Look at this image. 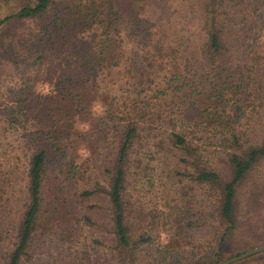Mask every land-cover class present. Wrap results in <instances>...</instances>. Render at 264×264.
Returning <instances> with one entry per match:
<instances>
[{"label":"trees","instance_id":"16d2710c","mask_svg":"<svg viewBox=\"0 0 264 264\" xmlns=\"http://www.w3.org/2000/svg\"><path fill=\"white\" fill-rule=\"evenodd\" d=\"M180 1L18 0L0 15V154L10 139L23 156L26 197L1 214L0 172V264H35L36 239L54 264H216L224 243L264 244V0H189L198 20L174 46L151 15ZM95 198L100 222L75 211ZM242 215L256 218L241 232Z\"/></svg>","mask_w":264,"mask_h":264},{"label":"rangeland","instance_id":"374dc122","mask_svg":"<svg viewBox=\"0 0 264 264\" xmlns=\"http://www.w3.org/2000/svg\"><path fill=\"white\" fill-rule=\"evenodd\" d=\"M181 5L179 6V2L175 5H170L169 8L166 7V4H160L157 2L155 10L158 13L157 15H151V18H157L160 23L164 24L163 29L166 31V33H170L169 34H165V40L171 39V41L173 40L174 46L177 43V36L181 35L183 32H191L194 30L195 24L198 20V15H199V10L196 6H193L192 8H190L188 6L189 4V0H184V1H180ZM18 4V0H0V15H2L3 13H6L7 11H10L12 8H15ZM146 8V13L150 12V10L153 9L152 5L150 6L147 5ZM171 11L170 15L167 14L168 11ZM157 20V21H158ZM172 25V26H170ZM177 25V27H176ZM170 26V27H169ZM176 27V28H175ZM176 29V30H175ZM176 31V32H175ZM122 32V30L120 31ZM123 40L125 39V31H123ZM167 38V39H166ZM192 39V41H194V38H190ZM123 49L126 47V49L129 48L130 43L128 41H126V43H123ZM10 71V70H9ZM1 76L0 78L2 79L3 77L5 78L4 72H1ZM12 77L17 75H14V72H12ZM11 77V78H12ZM9 77H6V79H8ZM15 78V79H16ZM10 79V81H7L6 85H10L12 80ZM41 85V84H40ZM40 90L43 91L45 90V85H41L39 86ZM6 88L3 87V85H0V106L3 105L4 101H6L4 99V96L7 95L6 92ZM243 122H245V118L242 119ZM252 124V122H251ZM8 132H11L8 131ZM209 136V134H208ZM5 139V138H4ZM4 142V141H2ZM6 147H4L5 149H7V154L5 156H2L0 154V172L2 173V175H4L6 177V185L7 187V194H6V199L7 202L5 204V207L3 209V212L1 214H6L7 213H11L12 216H14V218L17 215V212L19 209L22 208L23 203L26 201V197H25V173H24V166H25V161L23 156H20V154H17V149L14 148L13 143H11V140L8 139V141H6ZM206 143L207 145V150H220L221 148L218 147H208L211 146L210 142L206 139ZM8 146V147H7ZM13 146V150L14 152L11 151ZM140 187V186H139ZM148 188V185L145 183L142 185V189H140L139 191H141V193L145 192V193H149L148 191H145V189ZM138 191V192H139ZM153 193V192H152ZM151 195H146V197H149V199H152L153 201H156L155 199H153V197ZM101 202L103 203V201H101L100 199H86L84 201H77L75 206V211L80 210L82 213L83 212H87L89 214L92 215V218L96 221V222H100L103 220V212H99L96 211V213H92V206L96 205V203ZM8 210V211H7ZM263 216V214H260ZM256 218V216L250 217L248 218V216L246 215H242L241 219H242V223L240 224L241 228H239V231H243L245 230L250 224L249 221L250 219L254 220ZM15 220V219H14ZM97 235V230L95 227H83L82 231H81V237L82 236H86V238L84 239L85 242L87 241V239L91 236H95ZM41 240V239H40ZM38 239L35 240V242L32 244V253L34 252V259H35V264H42L45 262L54 264L51 255H54V253H52L53 251V246H50V241L49 240H45V241H40ZM258 245H262V244H254L251 247L254 246H258ZM250 248V247H249ZM55 250V249H54ZM57 251V250H55ZM233 252L230 250V247L228 245V243H224L223 244V249H222V257L220 259L223 260L225 258H228L230 256H233ZM219 262V261H218ZM217 262V263H218ZM231 264H264V252H260L258 254H254L253 256H248L246 258H243L241 260L232 262Z\"/></svg>","mask_w":264,"mask_h":264},{"label":"water","instance_id":"95a60500","mask_svg":"<svg viewBox=\"0 0 264 264\" xmlns=\"http://www.w3.org/2000/svg\"><path fill=\"white\" fill-rule=\"evenodd\" d=\"M261 251H264V244L254 246V247H250V248H248V249H246V250H244V251H242L236 255L225 258L216 264H230L232 262L238 261L240 259H243L245 257H248L250 255H253V254L261 252Z\"/></svg>","mask_w":264,"mask_h":264},{"label":"clouds","instance_id":"9594fccd","mask_svg":"<svg viewBox=\"0 0 264 264\" xmlns=\"http://www.w3.org/2000/svg\"><path fill=\"white\" fill-rule=\"evenodd\" d=\"M93 111H94L95 114H99V113H98V109H97L96 106H94Z\"/></svg>","mask_w":264,"mask_h":264}]
</instances>
